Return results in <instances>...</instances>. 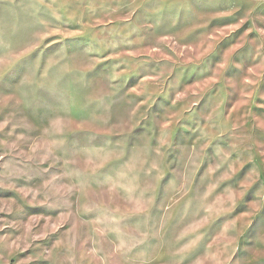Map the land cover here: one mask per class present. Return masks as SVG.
Returning <instances> with one entry per match:
<instances>
[{"label": "rangeland", "instance_id": "rangeland-1", "mask_svg": "<svg viewBox=\"0 0 264 264\" xmlns=\"http://www.w3.org/2000/svg\"><path fill=\"white\" fill-rule=\"evenodd\" d=\"M0 264H264V0H0Z\"/></svg>", "mask_w": 264, "mask_h": 264}]
</instances>
